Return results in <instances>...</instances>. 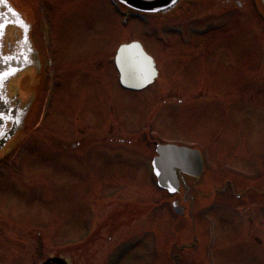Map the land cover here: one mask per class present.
I'll list each match as a JSON object with an SVG mask.
<instances>
[{
	"label": "rangeland",
	"instance_id": "1",
	"mask_svg": "<svg viewBox=\"0 0 264 264\" xmlns=\"http://www.w3.org/2000/svg\"><path fill=\"white\" fill-rule=\"evenodd\" d=\"M47 1L41 15L52 40L51 101L40 112L47 89H36L40 79H25L34 91L32 115L40 112L37 124L45 110L46 116L42 129L32 126L28 132V127L19 143L10 145L24 143L8 165L0 164V264H40L50 256L70 264H264V65L253 36L197 37L182 30L177 36L189 35L187 43L175 36L163 42L149 35L163 34L143 27L146 22L117 31V17L112 20L96 0ZM246 4L245 26L260 34V22L251 14L253 0ZM211 11L219 13L216 6ZM183 13L177 21L182 26L191 16ZM229 15L203 23L201 30L222 20L237 24L239 12ZM198 21L192 24H202ZM100 36L107 40L98 45ZM129 41L153 57L170 102L154 86L129 93L115 84L105 58L113 42ZM174 99L193 101L181 108ZM156 141L193 142L202 150L205 174L184 190L192 223L172 215L154 179V187L148 186V154L137 144L149 142L152 156ZM75 142L80 144L75 152L65 148ZM130 149L138 151L136 157L123 153ZM227 173L237 174L235 188L244 191L245 202L226 203L234 187L219 181ZM201 192L206 197L197 200ZM212 198L217 202L205 204ZM113 211L142 216L111 239L104 230L88 237L87 224L100 223ZM199 231L209 240L201 243Z\"/></svg>",
	"mask_w": 264,
	"mask_h": 264
},
{
	"label": "water",
	"instance_id": "2",
	"mask_svg": "<svg viewBox=\"0 0 264 264\" xmlns=\"http://www.w3.org/2000/svg\"><path fill=\"white\" fill-rule=\"evenodd\" d=\"M132 9L145 13L162 11L173 5L177 0H119ZM264 4V0H262ZM6 8L4 14L5 22L0 25L1 29L7 25L11 19L16 22L11 10L6 3L0 1V7ZM118 58L122 62L124 74L122 81L128 86H146L156 77L154 63L147 57L142 48L137 43L122 46ZM23 61V60H22ZM20 57L17 55L3 58L0 56V90L1 84L13 76L20 67ZM6 108L0 94V110ZM13 134L9 133L0 140V148L6 140ZM157 157L153 160L154 174L157 185L167 190L170 194L174 193L179 185V173L192 177H198L202 171L201 157L197 151L189 150L173 145H158L156 148ZM44 264H66L62 259L53 258Z\"/></svg>",
	"mask_w": 264,
	"mask_h": 264
}]
</instances>
